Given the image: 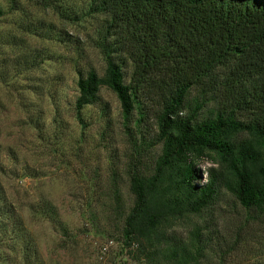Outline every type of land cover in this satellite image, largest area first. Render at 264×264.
Wrapping results in <instances>:
<instances>
[{
    "label": "trees",
    "instance_id": "trees-1",
    "mask_svg": "<svg viewBox=\"0 0 264 264\" xmlns=\"http://www.w3.org/2000/svg\"><path fill=\"white\" fill-rule=\"evenodd\" d=\"M65 2L0 0V19L13 17L12 27L0 29V79H8L11 62L25 68L38 62L27 34L65 37L26 3L64 19L99 16L93 43L105 66L101 74L78 70L75 116L85 124L82 108L99 104L105 85L120 101L137 155L161 144L152 167L138 157L129 164L128 209H121L118 184L100 193L121 220L125 247L139 264H229L241 239L236 230L222 229L218 200L229 193L245 210L248 227L264 214V0H89L77 11ZM16 45L18 51L7 48ZM193 86L203 98L206 86L218 93L204 115L199 109L205 100L187 97ZM148 114L154 119L149 140L140 131ZM204 155L213 164L201 180ZM29 207L70 236L51 201L40 198ZM0 264H45L1 180Z\"/></svg>",
    "mask_w": 264,
    "mask_h": 264
},
{
    "label": "rangeland",
    "instance_id": "rangeland-1",
    "mask_svg": "<svg viewBox=\"0 0 264 264\" xmlns=\"http://www.w3.org/2000/svg\"><path fill=\"white\" fill-rule=\"evenodd\" d=\"M65 1L77 11L89 0ZM26 5L33 15L51 21L56 31L61 28L65 37L27 34L26 45L38 62L29 68L11 62L8 79H0V158L4 166L0 180L45 264H139L122 241L121 220L111 209L110 199L100 193L109 184H118L121 209H128L133 202L129 164L138 157L140 165L152 167L161 144L149 145L137 155L124 127L120 101L105 85L99 90L101 102L82 108L85 124L75 116L78 70L92 68L101 74L105 66L93 43L99 16L78 14L76 20L64 19L51 8ZM12 18H1L0 29L12 27ZM7 48L20 49L17 45ZM205 89L204 98L199 86L191 87L187 96L190 101L195 97L205 100L199 115L206 114L218 97L211 87ZM104 104L107 107L101 109ZM136 116L134 112L132 117ZM238 117L243 118L239 113ZM127 124L138 132L132 120ZM140 131L148 140L153 138L151 115L140 124ZM210 164L211 156H202L201 180L206 177L203 169ZM40 198L56 206L70 236L62 235L51 220L29 207ZM217 204L222 229L236 230L241 239L229 264H264V214L248 227L242 221L245 210L229 193Z\"/></svg>",
    "mask_w": 264,
    "mask_h": 264
}]
</instances>
